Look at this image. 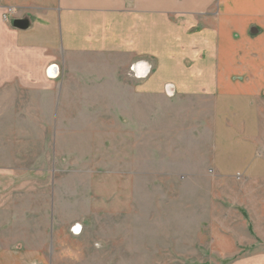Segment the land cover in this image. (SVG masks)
Instances as JSON below:
<instances>
[{"label":"rangeland","instance_id":"obj_1","mask_svg":"<svg viewBox=\"0 0 264 264\" xmlns=\"http://www.w3.org/2000/svg\"><path fill=\"white\" fill-rule=\"evenodd\" d=\"M100 58L86 79L54 64L39 78L34 55L22 72L0 62V250L13 264H264V150L246 165L242 144L202 142L175 80L143 93L156 68L139 78L134 62L116 89Z\"/></svg>","mask_w":264,"mask_h":264},{"label":"crops","instance_id":"obj_2","mask_svg":"<svg viewBox=\"0 0 264 264\" xmlns=\"http://www.w3.org/2000/svg\"><path fill=\"white\" fill-rule=\"evenodd\" d=\"M8 8L14 9L11 20L28 19L30 27L5 21ZM106 53L114 58L116 89L120 79H132L134 62L153 63L143 93H163L165 82L175 80L176 99L190 96L193 120L207 128L210 137L202 142L222 151L225 144H242L249 150L246 165L260 157L264 0H0V62L14 71L22 72L26 54L37 57L39 78L54 64L64 79H86ZM12 255L0 250V264H13Z\"/></svg>","mask_w":264,"mask_h":264},{"label":"built area","instance_id":"obj_3","mask_svg":"<svg viewBox=\"0 0 264 264\" xmlns=\"http://www.w3.org/2000/svg\"><path fill=\"white\" fill-rule=\"evenodd\" d=\"M13 13H14V9L8 8L7 11L3 15V19L7 22H10ZM134 69L136 71V74L138 76H141V77L147 76L150 72V67L148 65H142L141 66L140 64H136L134 66ZM167 92H168V94L172 95L174 93V90H173V88L168 87Z\"/></svg>","mask_w":264,"mask_h":264},{"label":"water","instance_id":"obj_4","mask_svg":"<svg viewBox=\"0 0 264 264\" xmlns=\"http://www.w3.org/2000/svg\"><path fill=\"white\" fill-rule=\"evenodd\" d=\"M10 24L15 27V28H18V29H28L30 27V22L28 19H24V18H16V19H12ZM50 68H53V70L55 69L56 70V67L55 66H51ZM49 68V69H50ZM57 71V70H56ZM48 74L49 76H57L58 75V72H55L53 74H50L49 73V70H48Z\"/></svg>","mask_w":264,"mask_h":264},{"label":"bare ground","instance_id":"obj_5","mask_svg":"<svg viewBox=\"0 0 264 264\" xmlns=\"http://www.w3.org/2000/svg\"><path fill=\"white\" fill-rule=\"evenodd\" d=\"M49 73H50V74H53V68H50V69H49Z\"/></svg>","mask_w":264,"mask_h":264}]
</instances>
